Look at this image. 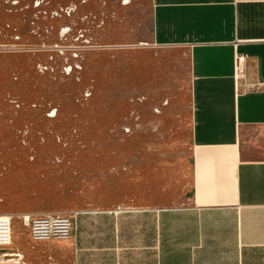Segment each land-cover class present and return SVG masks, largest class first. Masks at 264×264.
<instances>
[{
    "label": "rangeland",
    "instance_id": "obj_1",
    "mask_svg": "<svg viewBox=\"0 0 264 264\" xmlns=\"http://www.w3.org/2000/svg\"><path fill=\"white\" fill-rule=\"evenodd\" d=\"M149 13V0H0V105L15 120L0 128L12 165L0 207L88 212L189 195L186 67L134 78ZM11 228L12 249L31 252L17 216Z\"/></svg>",
    "mask_w": 264,
    "mask_h": 264
},
{
    "label": "crops",
    "instance_id": "obj_2",
    "mask_svg": "<svg viewBox=\"0 0 264 264\" xmlns=\"http://www.w3.org/2000/svg\"><path fill=\"white\" fill-rule=\"evenodd\" d=\"M149 1V35L133 45L134 78L152 82L186 67L190 193L88 211L60 241L33 242L24 228L31 252L17 251L27 264H264V0ZM236 55L245 62L237 83ZM1 107L8 130L14 116ZM32 162L17 161L18 173ZM11 166L0 142V180ZM19 207L0 214H42Z\"/></svg>",
    "mask_w": 264,
    "mask_h": 264
},
{
    "label": "built area",
    "instance_id": "obj_3",
    "mask_svg": "<svg viewBox=\"0 0 264 264\" xmlns=\"http://www.w3.org/2000/svg\"><path fill=\"white\" fill-rule=\"evenodd\" d=\"M233 62L232 77L237 83L244 74V57L236 55ZM86 213L85 211L46 212L41 215L27 213L18 216V219L22 227L28 229L29 237L33 242L60 241L69 238L75 230V217ZM11 220L10 216L0 214V264H26L23 255L11 247Z\"/></svg>",
    "mask_w": 264,
    "mask_h": 264
},
{
    "label": "bare ground",
    "instance_id": "obj_4",
    "mask_svg": "<svg viewBox=\"0 0 264 264\" xmlns=\"http://www.w3.org/2000/svg\"><path fill=\"white\" fill-rule=\"evenodd\" d=\"M12 232V231H11Z\"/></svg>",
    "mask_w": 264,
    "mask_h": 264
}]
</instances>
